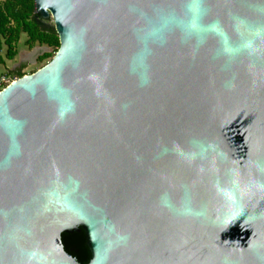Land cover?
Wrapping results in <instances>:
<instances>
[{
	"label": "water",
	"instance_id": "obj_1",
	"mask_svg": "<svg viewBox=\"0 0 264 264\" xmlns=\"http://www.w3.org/2000/svg\"><path fill=\"white\" fill-rule=\"evenodd\" d=\"M34 4L60 46L0 90V264H81V230L87 264H264V0Z\"/></svg>",
	"mask_w": 264,
	"mask_h": 264
},
{
	"label": "trees",
	"instance_id": "obj_2",
	"mask_svg": "<svg viewBox=\"0 0 264 264\" xmlns=\"http://www.w3.org/2000/svg\"><path fill=\"white\" fill-rule=\"evenodd\" d=\"M50 21L51 19L48 20ZM24 34L27 36L26 45L30 48L38 43L54 49V52L59 49L60 41L57 32L53 26L43 24L41 17L35 11L34 0H0V63L4 62L2 57L4 48L6 59L15 58L18 53V44ZM52 56V52L46 51L39 57V61ZM24 68L25 66L22 65L13 70L8 69L6 73L21 77L27 74L23 72ZM62 242L65 250L78 262L81 264L89 262L91 254L83 230L63 233Z\"/></svg>",
	"mask_w": 264,
	"mask_h": 264
},
{
	"label": "crops",
	"instance_id": "obj_3",
	"mask_svg": "<svg viewBox=\"0 0 264 264\" xmlns=\"http://www.w3.org/2000/svg\"><path fill=\"white\" fill-rule=\"evenodd\" d=\"M23 36L24 35H22V37ZM19 43H21V40ZM49 49L51 48L46 45H40L38 43L35 44L32 48L28 47L27 45H24V47L20 49L18 44V53L14 59L8 60L5 58L4 55H2V57L4 58V62L0 63V72H3L8 69L13 70L15 68H19L22 65L26 66V62L30 60L36 62V59L38 60L39 57Z\"/></svg>",
	"mask_w": 264,
	"mask_h": 264
},
{
	"label": "rangeland",
	"instance_id": "obj_4",
	"mask_svg": "<svg viewBox=\"0 0 264 264\" xmlns=\"http://www.w3.org/2000/svg\"><path fill=\"white\" fill-rule=\"evenodd\" d=\"M49 23H52V20ZM25 37H27V36H25V34H24V36L21 39V43H19V48L20 49L23 48L24 45H26V42H25L26 41V38ZM47 51L52 52L53 55L55 54L54 49H52V48L49 49V50H47ZM4 53H5V48L2 51V55H4ZM51 58L52 57H50V58H48V59H46L44 61H39V59L38 60L36 59V62H34L33 60L32 61L31 60L30 61H27L26 62L27 65L25 66L23 72L24 73H30V72H32L34 70H38L39 68H41L42 66H44ZM3 72L6 73L7 70H5ZM3 72H0V75L3 74Z\"/></svg>",
	"mask_w": 264,
	"mask_h": 264
},
{
	"label": "built area",
	"instance_id": "obj_5",
	"mask_svg": "<svg viewBox=\"0 0 264 264\" xmlns=\"http://www.w3.org/2000/svg\"><path fill=\"white\" fill-rule=\"evenodd\" d=\"M19 77L15 75H9L7 73H3L0 75V90L5 88L11 82L17 80Z\"/></svg>",
	"mask_w": 264,
	"mask_h": 264
}]
</instances>
